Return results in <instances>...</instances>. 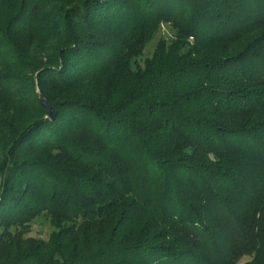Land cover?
Listing matches in <instances>:
<instances>
[{"label": "trees", "instance_id": "trees-1", "mask_svg": "<svg viewBox=\"0 0 264 264\" xmlns=\"http://www.w3.org/2000/svg\"><path fill=\"white\" fill-rule=\"evenodd\" d=\"M244 256L264 264V0H0V264Z\"/></svg>", "mask_w": 264, "mask_h": 264}, {"label": "rangeland", "instance_id": "rangeland-1", "mask_svg": "<svg viewBox=\"0 0 264 264\" xmlns=\"http://www.w3.org/2000/svg\"><path fill=\"white\" fill-rule=\"evenodd\" d=\"M173 34L172 28L167 23H162L160 29L156 32L155 37L145 47L142 55L139 58V62L143 65L144 60L150 57L153 53L157 41L162 38H170ZM53 230V226L46 215H40L31 222V236L48 240L50 233ZM250 259L249 256H244L238 264H243Z\"/></svg>", "mask_w": 264, "mask_h": 264}, {"label": "water", "instance_id": "water-1", "mask_svg": "<svg viewBox=\"0 0 264 264\" xmlns=\"http://www.w3.org/2000/svg\"><path fill=\"white\" fill-rule=\"evenodd\" d=\"M39 97H40V100H41V102H42V104H43L48 116L51 119H54L56 114H57V111L54 108V106L49 103V101L46 99V97L43 94L40 93Z\"/></svg>", "mask_w": 264, "mask_h": 264}]
</instances>
